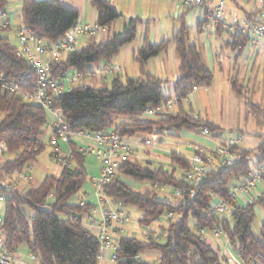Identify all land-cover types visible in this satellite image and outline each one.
Returning a JSON list of instances; mask_svg holds the SVG:
<instances>
[{
	"label": "trees",
	"instance_id": "trees-1",
	"mask_svg": "<svg viewBox=\"0 0 264 264\" xmlns=\"http://www.w3.org/2000/svg\"><path fill=\"white\" fill-rule=\"evenodd\" d=\"M8 1L0 0V7ZM91 3L97 9L100 26H108L122 17V12L108 0ZM263 9L264 6L259 8ZM79 16L77 8L61 0H24L20 21L51 44L61 39ZM141 22L139 17H130L123 31L112 37L100 41L91 37L86 46L52 62V72L61 76L70 70L86 74L89 67L112 59L124 45L134 41ZM11 29L10 26L0 29V71L9 79L29 69L28 61L17 54V46L4 33ZM224 30L220 22L216 32ZM170 43L174 44L179 60L174 96L164 92L162 78L147 70L149 59L163 52ZM247 44L246 33L232 32L227 40L232 50L243 51ZM135 58L140 67L138 77L124 80L114 77L110 84L104 82L98 86L80 84L54 97L53 107L60 110L70 133L114 129L125 139L141 135L140 143H144L146 134L179 135L182 131L202 132L206 128L211 137L225 143L220 125L195 114L185 104L196 88L210 87L214 81L213 70L206 63L201 46L190 40L185 20H181L168 40L152 43L145 39ZM231 83L237 94L244 91L236 77H232ZM167 99L173 100L176 108L156 118L143 116L147 107H157ZM250 104L260 108L257 103ZM0 112V141L7 145L4 153L13 155L0 162V179L7 180L14 172L32 166L45 150L47 144L42 136L47 110L25 100L21 94L9 93L0 82ZM68 146L71 152L60 165L58 175L48 174L42 183L24 192L17 189L5 192L2 223L5 242L12 251L27 245L41 264H99L101 242L82 223V215L92 207L89 203L74 202L90 178L84 165L87 153L76 141H69ZM232 150L236 153L233 163L211 165L208 176L196 183L183 179L189 159L174 150L169 153V163L123 160L104 185V195L125 207L138 208L141 212L138 221L143 226H151L169 213L172 215L167 217L166 224L160 223V232L154 231L145 239L119 236L115 264H224L220 253L199 234L200 229L213 231L217 226L223 227L229 244L244 264H264V219L259 232L252 230L256 206L261 205L264 210V192L252 202L237 206L230 220L210 215L217 200L215 194L229 199L231 183L242 182L264 166V140L254 149L237 143ZM144 183H149L151 188L140 189ZM166 187L172 189L175 202L159 198L158 190ZM175 189L180 191L179 195L174 193ZM190 219L195 221L196 231L190 229ZM147 250L161 252L157 262L141 260L139 256Z\"/></svg>",
	"mask_w": 264,
	"mask_h": 264
},
{
	"label": "crops",
	"instance_id": "crops-1",
	"mask_svg": "<svg viewBox=\"0 0 264 264\" xmlns=\"http://www.w3.org/2000/svg\"><path fill=\"white\" fill-rule=\"evenodd\" d=\"M64 4L77 8L80 11L79 22L83 24H96L97 23V9L92 5V0H61ZM113 6L122 12V17L108 26H102L99 32L95 35L88 36L83 35L79 37L80 47H84L93 37L96 41L107 39L113 36L117 32L123 31L125 22L130 17H139L142 22L138 26L137 37L134 41L124 45L119 53L110 60H102L100 63H112L117 69L114 70L106 79H100L99 77L92 75L94 66H91L86 71L87 76H92L96 79L97 86L101 85L108 79L119 77L122 80L127 77H138L140 74V67L137 59L135 58L137 52L143 46L145 39L152 43H160L161 41L168 40L180 25L181 20H185L189 28L190 37L196 39L201 46L206 63L212 69L216 63H223L218 56V49L221 44V48L225 50H231V53L227 55L228 60L232 65V74H227L226 79L229 80L228 87H225L226 96L223 98V89L220 92L215 76L213 84L210 87H198L191 95L193 98L189 99V103L194 113L205 117L216 124L220 125L223 129L221 132V138H227L230 134H225L226 131L235 133L236 136L243 137L241 140L246 148L254 149L264 140V47L262 44H256L251 42L253 35L247 30L238 32L235 27H228L231 24L232 15L234 12H239L248 15L255 20L264 21V10H259V7L252 6L246 0H225L226 13L222 21V27L224 31L219 33L215 30L206 27L207 16L211 13V8L207 5L200 7H185L179 5L175 0H108ZM210 1V0H206ZM212 2H218L219 0H211ZM17 13L13 12L12 28L17 27L15 22V16ZM21 20V17H20ZM15 25V26H14ZM20 25V24H19ZM193 32V34H192ZM246 33L248 44L243 49L232 50L227 45V40L230 38V33ZM223 39L222 43L219 40ZM195 40V41H196ZM99 63V64H100ZM178 65L179 60L176 55L175 46L170 43L169 46L160 54L149 59L147 63V70L164 80L163 90L168 95L174 96V82L178 77ZM236 77L239 82L242 83L245 88L241 94H237L233 89L231 79ZM84 78V77H83ZM83 78L80 79L75 86L85 84ZM203 88V89H202ZM229 91V93H228ZM213 99V101H211ZM254 102L260 105V108L251 106L250 102ZM193 105L197 106L198 112H195ZM212 106L215 110L213 117H207L199 110ZM211 108V107H210ZM212 109V108H211ZM191 132V131H188ZM199 134H203L197 131ZM188 134V133H186ZM188 137H192L188 134ZM177 136V135H170ZM141 135L132 137L130 140L136 144V150L139 151L138 146L141 144ZM211 137V136H208ZM212 138V137H211ZM210 140V139H209ZM206 144H200L192 140L189 141V145L185 146L183 150L190 152L189 149L194 146H201L209 153V159L212 166L216 165L217 161L214 157L216 142L210 140ZM77 141V140H74ZM212 141V142H211ZM61 146L63 149L68 148V143L62 141ZM191 145V147H190ZM54 150V149H53ZM179 153L184 154L182 150L177 147ZM147 156L144 159L152 160L157 163H161L155 159H152V151L147 150ZM87 153L85 157V168L87 169L90 178L85 183L82 194H78L75 197L74 202L81 204L82 200L88 201L91 210L82 215L83 221H87L90 217L96 221L97 224L101 221V211L98 206V199L95 197V181L100 174V164L97 157ZM185 155V154H184ZM96 158H95V157ZM186 157H190L186 155ZM62 168V167H61ZM61 171V169H60ZM59 171V173H60ZM32 173V171H31ZM33 180V176H32ZM31 180V181H32ZM30 182H23L17 186V190L24 192L30 188ZM134 209L125 207V211L129 213L130 220L124 223L118 234L113 238V244H116V240L121 235H127L137 237L139 239H145L150 233L157 231L153 224L151 226H143L139 223L140 211H135V220L138 221L140 227L136 229L135 221L132 220V212ZM161 220L155 222L160 225ZM160 228V226H159ZM140 235V236H139ZM139 236V237H138ZM205 239L210 245L215 248L224 258V264H244L238 255L237 251L224 239L218 238L214 235L213 231H206ZM27 246V245H26ZM28 247V246H27ZM114 253L113 247H106L101 249V256L99 264H115L112 256ZM161 256V252L158 250H147L143 252L139 257L141 260H147L148 262L158 261ZM11 257L16 264H41L39 259L36 258L31 250L25 249L22 245L17 249H14L11 253Z\"/></svg>",
	"mask_w": 264,
	"mask_h": 264
},
{
	"label": "built area",
	"instance_id": "built-area-1",
	"mask_svg": "<svg viewBox=\"0 0 264 264\" xmlns=\"http://www.w3.org/2000/svg\"><path fill=\"white\" fill-rule=\"evenodd\" d=\"M24 0H9L4 7H0V29L12 27V13L22 10ZM179 5L185 7H200L207 5L211 8V13L207 16L206 27L212 30L217 29L220 22L223 21L226 13L225 0L218 2L206 0H175ZM264 6V0H248ZM102 26L96 24H83L79 20L70 28L64 36L58 41L48 44L46 40L37 34L30 26L20 24L16 27L19 46H17V54L29 63V69L20 72L14 78H7L0 71V82L5 90L11 94H21L23 98L29 102H35L42 105L47 111H51L56 115L54 122L46 124L50 128V137L48 143L54 147L53 154L59 165L65 163V158L70 154L71 150H65L61 146V142L74 141L86 153L94 154L99 160L100 174L95 181L94 195L98 199V206L101 211V221L96 223L92 217L82 223L89 229L93 230L101 242V247H113V260L117 259L115 252L116 244H113V238L118 234L121 226L130 220V215L125 211V206L121 203L106 197L103 193V187L106 185L116 172L117 167L125 159H132L136 162H142L140 155L136 153V144L130 139L122 138L114 129H105L97 133L77 132L70 133L62 114H58L54 109V97L69 90L72 86L79 83L80 79L86 74L74 71L72 75L61 76L52 72V62L65 58L69 53L79 49V37L83 35L92 36L99 32ZM230 28L235 27L238 32L249 31L253 37L252 43L262 44L264 47V22L255 21L246 14L234 12L231 19ZM92 75L100 79H106L110 73L117 69L112 63H100L93 65ZM79 81V82H78ZM187 102L189 99L186 98ZM173 110V100L167 99L163 104L157 107H147L143 116L154 117L165 112ZM2 114L0 112V119ZM202 133L212 136L208 129H203ZM156 134H146L143 138L144 144L154 141ZM242 136L227 137L223 143L219 141L216 145L214 157L216 164H231L236 158V153L232 150V146L240 143ZM7 145L4 141H0V154L7 151ZM189 159V166L183 171V179L190 183H196L208 176V171L212 165L209 159V153L201 146L193 147V154ZM32 166H27L22 171H16L7 180L0 179V264H16L11 257L12 250L5 242L3 231V206L6 191H13L23 182L32 180ZM232 193L229 199H224L220 195L215 194L217 199L210 215L230 220L237 206H243L252 202L261 193L264 192V166L251 172L249 177L237 184H230ZM165 187V186H164ZM176 195L180 194L178 189L174 190ZM88 204V201L82 200L81 205ZM169 213L167 215L171 216ZM161 219H158L160 221ZM214 235L224 239L227 243L228 237L222 226H217ZM206 231L200 229L199 234L203 237Z\"/></svg>",
	"mask_w": 264,
	"mask_h": 264
},
{
	"label": "rangeland",
	"instance_id": "rangeland-1",
	"mask_svg": "<svg viewBox=\"0 0 264 264\" xmlns=\"http://www.w3.org/2000/svg\"><path fill=\"white\" fill-rule=\"evenodd\" d=\"M248 3H250L252 6H256V7H262L260 4L255 3L253 1H248L246 0ZM264 10V9H263ZM20 17H21V10H19L15 16V22L16 25L21 24L20 21ZM253 19V18H252ZM255 20V19H254ZM255 21H259V22H264L263 20H255ZM1 20H0V24H1ZM15 26V25H14ZM5 35H7L11 42L15 45V46H19V40L17 37V32H16V27H13L11 30L9 31H4ZM193 34V32H192ZM191 35V34H190ZM226 37V34L223 35V38L221 40H219V43H222L223 39ZM191 42L194 43H199L197 42L196 39L192 38V36L190 37ZM196 40V41H195ZM231 53V50H225L223 48H221V44L219 46L218 49V56L220 58V61H222L223 63H216L212 70L215 76V79L217 81V83H219L218 87L220 89V92H222L223 89V98L226 96V91H225V87H228L229 84V80L226 79L227 74L230 73V75L232 74V65L230 63V61L228 60L227 55H229ZM74 70H70L66 73V76H71L72 72ZM83 81L85 82V84L87 85H92V86H97V82L96 79L93 78L92 76H87L84 75L83 76ZM107 84H110L111 79H108L107 81H105ZM103 84V83H102ZM203 89V88H202ZM229 93V91H228ZM188 98L192 99L193 95H190ZM213 101V99L211 100ZM185 104H187V107H190L191 105L189 103H187V100H185ZM175 107V103L173 101V109ZM193 107H197L195 105H193ZM200 107V111L202 112V114H204L207 117H213V114L215 112V110L213 109L212 106L207 105V107L202 108V106ZM212 109H211V108ZM176 108V107H175ZM195 112H198V109L195 108ZM57 113L60 115L61 112L57 111ZM156 118V116L154 117ZM56 119V115L51 112V111H47V121L49 123L54 122ZM190 134L192 137H188ZM225 134H230L231 136L229 137H235L236 134L234 133H230L228 131L225 132ZM49 137H50V128L47 124H45L44 126V135L42 136V139L45 141L46 148L45 150L41 153V155L37 158V161L34 162L32 164V176H33V180L30 183V186H38L40 183H42V181L44 180V178L46 177V175L48 174H55L58 175L59 171L61 169L62 166H60L56 159L54 158V155H52L53 153V149L54 147L52 145H50L48 143L49 141ZM74 139L76 140V138L74 137ZM212 140L214 142H216L218 139L217 138H211L208 137L205 134H199L195 131L193 132H188V131H182L179 133V135L177 136H170V134L168 133H164V134H156L155 135V139L154 141H152L151 143H141L138 146L139 151L136 150V153H138L140 155L141 161L144 159L145 156L148 155V153H146L147 150H151L152 151V159H155L161 163H169V153L174 150L177 151V147H179L180 150H182L186 155L188 156H192L193 154V148L189 149L190 152H187L186 150L184 151L183 148L185 149V146L189 145V141L192 140L194 142L200 143V144H206L208 142V140ZM209 140V141H210ZM211 141V142H212ZM220 140H218L219 142ZM140 143V142H139ZM242 143V142H240ZM191 147V145H190ZM211 150H216L215 148H210ZM178 152V151H177ZM92 155V154H91ZM13 157L12 154L10 153H4V154H0V162L4 161L5 159H9ZM95 157V156H94ZM188 157V158H190ZM96 158V157H95ZM145 160V159H144ZM146 188H151V185L149 183H144L140 189H146ZM172 189L170 187H166L165 189H159L158 190V196L160 199H167L169 202H175L176 201V197L171 195ZM79 194H82L81 192ZM130 209H134L136 212L139 211L138 208L134 207V206H128ZM133 211V210H132ZM135 211L132 212V220L135 221V226L136 229L138 227H140L139 223L137 220H135ZM264 219V210L263 207L261 205H257L256 206V218L254 220V223L252 225V230L257 233L260 230V227L262 225ZM161 222L163 224H166L167 222V216H163L161 218ZM153 227L160 232V228L158 226V224H153ZM189 227L191 230L196 231V227H195V221L193 219L189 220ZM140 236V235H139ZM138 236V237H139ZM25 249H28V247L26 245H22ZM144 262H148L147 260H142ZM152 262H157V261H152Z\"/></svg>",
	"mask_w": 264,
	"mask_h": 264
}]
</instances>
